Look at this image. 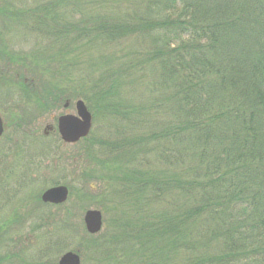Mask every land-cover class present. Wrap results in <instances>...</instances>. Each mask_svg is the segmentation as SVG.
<instances>
[{
    "label": "trees",
    "instance_id": "16d2710c",
    "mask_svg": "<svg viewBox=\"0 0 264 264\" xmlns=\"http://www.w3.org/2000/svg\"><path fill=\"white\" fill-rule=\"evenodd\" d=\"M39 2L32 10L0 7L4 24L44 29L48 41L34 49L36 67H29L37 75L52 64L77 69L69 55L83 56L97 38L116 45L112 54L85 58L90 86L78 94L107 122L123 121L113 140L92 132L83 139V159L106 182L102 195L114 232L107 242L90 235L97 264H264V0ZM109 3L127 11L87 14ZM3 28L0 36H11L12 26ZM5 60L8 77H15L12 51ZM15 68L24 101L43 111L73 97L67 85L43 95L29 71ZM67 79L61 73L59 81ZM140 87L149 97L137 94ZM141 96L147 107L133 104ZM8 228L6 222L0 232V264H24ZM47 245L37 251L40 264H55Z\"/></svg>",
    "mask_w": 264,
    "mask_h": 264
},
{
    "label": "rangeland",
    "instance_id": "374dc122",
    "mask_svg": "<svg viewBox=\"0 0 264 264\" xmlns=\"http://www.w3.org/2000/svg\"><path fill=\"white\" fill-rule=\"evenodd\" d=\"M39 3V0H0V7L32 10ZM86 10L89 15H98L101 12L121 14L127 11V8L109 3L103 4L95 13L92 7ZM5 24H10L13 29L11 36H7L8 38L5 35L0 36V112L6 126L4 137L0 141V232H6L4 225L6 222L10 223V229L8 228L11 232L9 233L10 239L15 238V251L22 249L23 257H25L24 264L43 262V258L37 255V251L48 247L47 244H52L49 257L55 264H58L61 256L68 251H81L83 264H97V254H94L95 250L90 246L91 236L86 230L84 218L89 209L102 210L104 213L103 230L96 237L99 242L110 241L112 238L110 233L113 232L109 222L111 216L108 217L106 214L108 206L102 195L106 189V182L95 177V166L87 164L86 158L83 159L86 141L83 140L75 145H65L58 132L54 130L46 136L44 130L47 125L56 128L59 115L76 113L75 103L79 99L80 88L83 86L86 90L90 86L84 84L88 78V72H85L89 69L88 58L98 59L102 54H112L116 50V45L112 46L100 41L99 38L88 42L86 38L84 42L87 41V45L90 46L82 50L85 51L83 56L78 57L73 53L71 54L75 57L69 55L74 60L72 66L77 69L72 71L71 68H67L66 73L63 72L65 69L58 64H52L47 66L49 72L40 76L41 74L37 75L31 70L32 73L29 67L35 66L31 57L36 53L34 49L46 45L48 41H45L44 35L41 34L44 29L36 28L37 30L32 32L27 27L28 24L24 27L22 22L14 24L6 20ZM5 24L0 20V31H4V34L7 33L3 28ZM32 24L34 25L33 22ZM78 43L84 47L83 40ZM70 49L71 47L68 50ZM7 51H12L15 55V64H12L15 77H8V66L5 60ZM15 67H20V72L29 71L28 79L34 80L43 95H47L53 85L62 87L67 85L68 93L73 95L69 108H65V101L68 99L58 108L48 107L46 111L34 102L24 101L29 97L24 91L23 77L20 80L22 85L16 79L18 71ZM61 73H65L67 80L70 79V81H59ZM155 75L154 78L157 79ZM42 77L43 80H41ZM146 77L152 80L150 73H146ZM12 79H15V82ZM135 82L137 81L130 86L134 88ZM138 92L149 97L144 87H140L137 94ZM127 95L128 97L133 96V90L129 93L127 88ZM132 102L143 104L146 107L148 105L142 96L137 100L133 99ZM125 103L131 105L128 99H125ZM93 113H96V116L93 115L92 136L105 141L115 139L117 136L115 124L121 123L122 125L123 121L120 119L119 122L114 117L107 122L95 110ZM159 117L154 118L160 119ZM137 133H141V130ZM130 134L133 135V131L126 136L131 137ZM124 136L119 135L120 138ZM93 137L91 140L94 139ZM175 145L178 146V141ZM95 151L100 150L95 149ZM113 156L100 153L98 157L112 163H119ZM182 162H185L187 166L190 164L189 159ZM168 166L169 164L165 167L168 168ZM59 184L69 186L71 194L68 202L59 206L44 204L41 200L42 193ZM46 217H48L47 222ZM61 219L68 220L71 224L68 226ZM54 244L55 248H53Z\"/></svg>",
    "mask_w": 264,
    "mask_h": 264
},
{
    "label": "water",
    "instance_id": "95a60500",
    "mask_svg": "<svg viewBox=\"0 0 264 264\" xmlns=\"http://www.w3.org/2000/svg\"><path fill=\"white\" fill-rule=\"evenodd\" d=\"M77 110L78 115L67 114L59 118L60 134L68 143L77 142L82 137L87 136L92 127V114L83 100L77 101ZM3 132L4 124L0 116V137ZM68 196V187L61 185L46 190L42 195V199L45 202L60 204L65 202ZM85 223L90 233L99 232L103 224L102 212L100 210H88L85 215ZM59 264H81V257L78 253L69 251L61 257Z\"/></svg>",
    "mask_w": 264,
    "mask_h": 264
},
{
    "label": "flooded vegetation",
    "instance_id": "af4514ba",
    "mask_svg": "<svg viewBox=\"0 0 264 264\" xmlns=\"http://www.w3.org/2000/svg\"><path fill=\"white\" fill-rule=\"evenodd\" d=\"M48 130L50 129V127L47 128ZM48 133V132H47Z\"/></svg>",
    "mask_w": 264,
    "mask_h": 264
}]
</instances>
